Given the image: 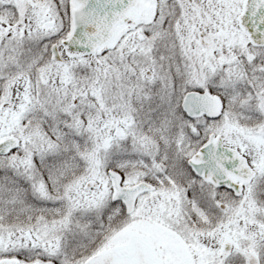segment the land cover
Here are the masks:
<instances>
[{"label":"snow or ice","instance_id":"snow-or-ice-1","mask_svg":"<svg viewBox=\"0 0 264 264\" xmlns=\"http://www.w3.org/2000/svg\"><path fill=\"white\" fill-rule=\"evenodd\" d=\"M0 264H264V0H0Z\"/></svg>","mask_w":264,"mask_h":264}]
</instances>
